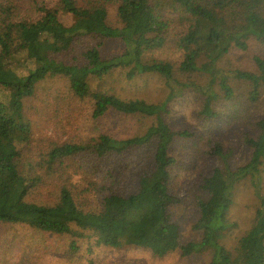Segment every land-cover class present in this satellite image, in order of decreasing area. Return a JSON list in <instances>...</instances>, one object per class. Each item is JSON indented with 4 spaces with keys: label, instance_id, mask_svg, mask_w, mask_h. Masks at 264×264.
Returning <instances> with one entry per match:
<instances>
[{
    "label": "trees",
    "instance_id": "obj_1",
    "mask_svg": "<svg viewBox=\"0 0 264 264\" xmlns=\"http://www.w3.org/2000/svg\"><path fill=\"white\" fill-rule=\"evenodd\" d=\"M148 78L163 102L121 92ZM185 90L205 100L180 129ZM263 168L264 0H0V225L32 231L30 248L50 235L77 264L94 248L264 264ZM243 187L257 206L228 249ZM184 208L198 241H181Z\"/></svg>",
    "mask_w": 264,
    "mask_h": 264
},
{
    "label": "rangeland",
    "instance_id": "obj_2",
    "mask_svg": "<svg viewBox=\"0 0 264 264\" xmlns=\"http://www.w3.org/2000/svg\"><path fill=\"white\" fill-rule=\"evenodd\" d=\"M253 54L254 53H249L236 58L239 62H247ZM202 63H204V61L200 60L199 65ZM60 87V85L47 84L44 86V92L47 93L48 90ZM121 92L128 98L137 97L156 103L165 100V90L155 78H148L146 81L135 80L123 88ZM181 94V98L170 104L171 124L180 129L191 128L194 117L200 112L205 98L199 94L193 93L191 90H185ZM236 94L238 96L240 95L239 92H236ZM226 109L225 107V110ZM240 123L241 122L234 123L226 132H229ZM61 124L64 125L63 123ZM243 130L247 129L243 128ZM235 134H228L227 138L233 139ZM229 145L235 146L236 142L232 141ZM243 147L244 146L237 149V156L232 162L234 166H239L249 161L248 155L245 154L247 151ZM175 151L177 153L174 155L177 160H180L179 157H183L180 156V153L187 156V154L184 153V148L182 151ZM262 179L263 186L261 188V193L264 195V172L262 174ZM248 188L246 189L243 187V189H239L231 210L230 219L232 223L237 224V228L224 239L223 244L228 249L234 247L237 237L243 233V230L250 226L257 206V200L252 197L253 191L251 192ZM195 222L196 216L189 208L180 210L179 224L181 227L182 243L195 242L200 239L201 232L192 228ZM19 235H27L28 238H26V240H19L17 243L5 248H0V264H77L78 260L73 256H71L73 257L71 261L65 260L64 248L67 242L64 239H55L50 235H44L37 238L40 241L39 246L30 248L32 242L35 240L31 239V237H35L32 231L22 226L0 225V244L2 247L9 243L12 238ZM86 244H92V241H87ZM80 259V264H207L206 258L204 257L193 256L191 258H183L178 253H173L159 258L144 249L135 248L124 250L94 248L93 253L89 255V257H80Z\"/></svg>",
    "mask_w": 264,
    "mask_h": 264
}]
</instances>
